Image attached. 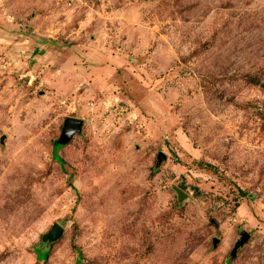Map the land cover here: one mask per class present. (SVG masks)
<instances>
[{
	"label": "rangeland",
	"instance_id": "obj_1",
	"mask_svg": "<svg viewBox=\"0 0 264 264\" xmlns=\"http://www.w3.org/2000/svg\"><path fill=\"white\" fill-rule=\"evenodd\" d=\"M0 264H264V0H0Z\"/></svg>",
	"mask_w": 264,
	"mask_h": 264
},
{
	"label": "water",
	"instance_id": "obj_2",
	"mask_svg": "<svg viewBox=\"0 0 264 264\" xmlns=\"http://www.w3.org/2000/svg\"><path fill=\"white\" fill-rule=\"evenodd\" d=\"M85 122L81 119L77 118H68L65 124V130L62 137L58 140L59 145H67L69 144L76 135L82 133L84 128ZM65 233L64 227L60 224H56L54 228L43 237L45 243H54L59 241ZM250 239V235L247 234L244 236L243 240L238 243L235 252L239 249L242 245H244Z\"/></svg>",
	"mask_w": 264,
	"mask_h": 264
},
{
	"label": "trees",
	"instance_id": "obj_3",
	"mask_svg": "<svg viewBox=\"0 0 264 264\" xmlns=\"http://www.w3.org/2000/svg\"><path fill=\"white\" fill-rule=\"evenodd\" d=\"M61 147V145H59L57 142H56V144H55V148L56 149H59Z\"/></svg>",
	"mask_w": 264,
	"mask_h": 264
}]
</instances>
